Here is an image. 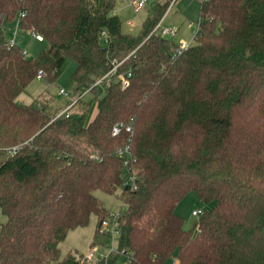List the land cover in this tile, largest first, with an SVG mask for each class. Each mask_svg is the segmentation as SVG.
<instances>
[{
	"label": "trees",
	"instance_id": "obj_1",
	"mask_svg": "<svg viewBox=\"0 0 264 264\" xmlns=\"http://www.w3.org/2000/svg\"><path fill=\"white\" fill-rule=\"evenodd\" d=\"M170 1L132 35L116 0H0V264H112L119 253L131 264H264V0H201L196 43L178 56L151 34ZM17 17L47 41L37 57L10 45ZM133 51L88 119L93 85ZM68 59L76 95L89 89L69 116L18 99L40 69L53 81ZM131 122L132 133L113 134ZM126 146L128 165L117 153ZM129 172L136 189L123 186ZM119 188V252L61 256L70 230L109 214L95 190ZM190 191L213 206L186 229L176 207Z\"/></svg>",
	"mask_w": 264,
	"mask_h": 264
},
{
	"label": "rangeland",
	"instance_id": "obj_2",
	"mask_svg": "<svg viewBox=\"0 0 264 264\" xmlns=\"http://www.w3.org/2000/svg\"><path fill=\"white\" fill-rule=\"evenodd\" d=\"M137 0H116L115 11L121 19V28L124 33L132 35L140 34L142 24L147 19L150 11L157 5L163 4L166 0H148L145 6L136 11L134 2ZM163 16V25L166 27L179 28L176 36L168 35L167 38L179 44L184 39L191 44L196 43V30L200 23V7L201 0H173ZM6 35L9 39L16 38L20 42L22 48L28 51L29 56L37 57L47 46V41L39 40L30 30H24L19 23V18L6 23ZM76 67V62L68 59L65 65L58 71L55 80L51 81L45 75L44 78H36L33 80L26 90L21 93L19 100L24 103H43L48 111L55 115L65 108L72 98L76 97V84L72 78ZM69 91V96L60 93V88ZM103 94V86H97L94 92L95 98L91 102L88 119H90L97 107L96 98ZM95 195L100 198L106 210L114 213L118 210L126 211L127 205L122 201L121 188L115 193L109 194L101 189L95 190ZM213 203H205L201 200L197 192L190 191L177 204L176 211L184 219V227L192 229L195 227L198 218L192 215L194 209L203 211L211 209ZM5 216L0 206V223L5 221ZM99 218L96 213H92L89 223L85 226H78L74 230H70L66 238L60 244L61 256L69 251L85 254L93 243L99 245V248L106 255H109L112 248L119 250V240L111 235H107L98 230ZM113 256V254H112ZM100 259V258H99ZM97 259H93L96 261ZM125 262L124 254H117L112 264H122ZM165 264H178L176 257H171Z\"/></svg>",
	"mask_w": 264,
	"mask_h": 264
},
{
	"label": "built area",
	"instance_id": "obj_3",
	"mask_svg": "<svg viewBox=\"0 0 264 264\" xmlns=\"http://www.w3.org/2000/svg\"><path fill=\"white\" fill-rule=\"evenodd\" d=\"M148 0H137L134 2V7L135 10L138 11L140 10L142 7L145 6V3ZM173 2V0H172ZM171 2V3H172ZM31 31V30H30ZM199 31V27L196 30V35L198 34ZM34 36L36 38H38L39 40L43 39V35L38 33V32H34L31 31ZM159 34L162 37H167L168 35H171L172 37L176 36V34L178 33V28H174V27H166L163 25V18L156 24V26L154 27V29L152 30L151 34ZM103 35H106V32H103ZM19 42H17L16 38L14 37L13 39H10V45L14 46L16 44H18ZM192 44L186 41H182L179 44H177V47L175 48V52H174V56H178L180 54H182L185 50H187ZM23 54L25 56H29L28 51L23 48ZM134 54V51L131 52L130 54L127 55V57L121 61H116L115 66L109 70L106 74H104L101 78H99L95 84L93 86H108L110 85V83L112 82V79L114 77H116L117 75V69L118 66L121 65L128 57H130L131 55ZM46 75V72L43 69H40L37 73V78H44ZM130 75V73H129ZM118 78L122 81V84L125 86L128 84L129 79L128 76L124 75V74H119ZM89 90V89H88ZM88 90L84 91L81 95H76L75 98H72V100L70 101V103L63 108L61 111H59L57 114L54 115L53 120L57 119L59 117L62 116H69L71 113L72 108L74 107V105L76 104L78 98L82 95H84ZM60 93L65 94L67 96H69V91H67L65 88H60ZM133 121V119H132ZM123 127L126 128V130L130 133L133 132V128H132V122L124 125L123 123H117L114 127H113V134L118 133ZM129 146H126L124 148H121L118 150V154L120 157H125L124 159V164L128 165L129 163V158L127 156V154H129ZM131 186V188L136 189V184H135V174L133 172H129L128 176L126 177V179L123 182V186ZM204 211L201 209H194L192 212V215L196 216L197 218H200V216L202 215ZM123 214L122 210H118L114 213H109L108 215H106L105 217H103L99 223L98 226V230H100L102 233L107 234V235H111L114 238H118V236L121 233V227H120V218L121 215ZM119 252V250H115L114 248H112L110 254L113 253H117ZM109 254V255H110ZM109 255H106L104 252H102L99 248L98 244H94L90 247V249L83 254V259L90 262L93 261V259H97V260H106ZM100 258V259H99ZM131 260L132 257L129 253H127L126 255V261L125 264H131Z\"/></svg>",
	"mask_w": 264,
	"mask_h": 264
},
{
	"label": "crops",
	"instance_id": "obj_4",
	"mask_svg": "<svg viewBox=\"0 0 264 264\" xmlns=\"http://www.w3.org/2000/svg\"><path fill=\"white\" fill-rule=\"evenodd\" d=\"M116 12V11H115ZM178 31H179V28H178ZM182 41H186V40H184V39H181L180 40V42H182ZM186 42H188V41H186ZM190 43V42H189ZM99 218V217H98ZM72 230H74V229H72ZM61 244V243H60ZM94 244V243H93ZM177 261H178V259H177ZM178 264H179V262H178Z\"/></svg>",
	"mask_w": 264,
	"mask_h": 264
},
{
	"label": "water",
	"instance_id": "obj_5",
	"mask_svg": "<svg viewBox=\"0 0 264 264\" xmlns=\"http://www.w3.org/2000/svg\"><path fill=\"white\" fill-rule=\"evenodd\" d=\"M107 49L106 48H104V51H106Z\"/></svg>",
	"mask_w": 264,
	"mask_h": 264
}]
</instances>
